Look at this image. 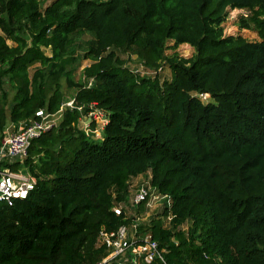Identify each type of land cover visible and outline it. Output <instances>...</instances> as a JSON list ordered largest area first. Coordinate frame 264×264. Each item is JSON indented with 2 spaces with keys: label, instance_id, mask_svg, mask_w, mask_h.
<instances>
[{
  "label": "trees",
  "instance_id": "16d2710c",
  "mask_svg": "<svg viewBox=\"0 0 264 264\" xmlns=\"http://www.w3.org/2000/svg\"><path fill=\"white\" fill-rule=\"evenodd\" d=\"M230 10L250 12L238 27L259 41L225 36ZM183 44L188 59L175 53ZM119 53L167 64L170 79L135 76ZM81 60L85 82L72 84ZM62 77L75 109L32 142L29 197L0 205V264L97 263L99 231L129 223L112 208L143 174L171 200L157 214L172 215L169 227L145 224L165 264H264V0H0V133L58 111ZM93 102L108 119L98 142L77 128L76 108Z\"/></svg>",
  "mask_w": 264,
  "mask_h": 264
},
{
  "label": "built area",
  "instance_id": "2783aa9c",
  "mask_svg": "<svg viewBox=\"0 0 264 264\" xmlns=\"http://www.w3.org/2000/svg\"><path fill=\"white\" fill-rule=\"evenodd\" d=\"M140 67L143 66L140 65ZM147 70L138 71L136 68L133 72L140 76L154 78L161 73L163 68ZM91 83L92 79L86 86L90 87ZM195 95L202 102L209 101L207 94ZM74 102L75 98L71 96L60 105L55 113L40 109L35 112L34 118L19 122L17 127L12 123L5 125L0 133V205L11 207L16 201L27 199L35 189L36 180L27 168L22 166L28 156L30 146L33 141L57 128L63 112L75 109ZM87 108L86 112L82 106L76 108L80 117L85 118L83 131L86 136L99 139L108 122L107 116L94 102L90 103ZM57 115L60 116L58 120ZM161 200H165V204ZM170 206L169 197L161 194L151 185L150 177L136 184L127 203L112 208L115 215L123 216V220L129 223L121 224L113 230L102 228L99 231L95 246L104 249L106 255L95 264H152L156 260L165 264L163 258L165 250L159 249L157 241L145 224L151 216L159 218L161 223L164 219L170 222L172 215H157L162 212L163 208ZM141 207L143 212H140ZM152 209L160 211H157L155 215H144Z\"/></svg>",
  "mask_w": 264,
  "mask_h": 264
},
{
  "label": "rangeland",
  "instance_id": "374dc122",
  "mask_svg": "<svg viewBox=\"0 0 264 264\" xmlns=\"http://www.w3.org/2000/svg\"><path fill=\"white\" fill-rule=\"evenodd\" d=\"M50 1V0H49ZM249 13L247 10H230L228 12V16L225 20V22L222 24L223 28H224V34L225 36H240L242 37L243 39H245L246 41H249V42H256V41H259V37L257 35V32L254 30V29H240L238 27V22L240 21V19L242 17H248L249 16ZM88 38V36H85L84 39L86 40ZM78 42H82L81 40L78 41ZM82 44V43H75V45L73 46L72 50H73V53L78 55L80 58L81 56L83 55L82 51L79 50V45ZM168 46H171L172 43L169 42L167 43ZM9 45L12 46L13 43H10L9 42ZM44 53L47 55V56H50L51 55V50L49 48L47 49H43ZM173 53L172 50H170L169 48L166 50L165 54L166 55H171ZM175 53L178 54L179 57H182V58H185V59H188L192 56L193 54V49L186 45V44H183V45H180L176 50H175ZM118 56L120 57V59L122 61H124L123 65L126 69H128L130 72H132L135 76H137V74L134 71V69L137 68V70H145V71H148L147 69H144L143 67H140L141 65V62L140 60L137 58L136 55H133L131 57H126V55L124 54H118ZM88 64H90V61L89 60H81L78 68L76 70L75 69V64H72L70 66V69L72 71L71 75L69 76V80L70 82L73 84V83H82L84 84L85 82V78L84 76L82 75V70L84 69V67H86ZM37 67H41L39 64H35V65H32L30 67H28V72H29V75H31L34 71L35 68ZM46 69H48V67H46ZM152 78V77H151ZM156 78V79H155ZM155 80H157L159 82V84H161L164 80H167V79H170V69L168 67V65L166 64L165 67L163 68V70L161 71V73L159 75H156L155 76ZM153 79V80H154ZM69 80L62 77L60 80H59V87L61 89V91L64 92V97L69 98L71 97V95H73V92L75 90V87H72L69 83ZM6 96V103L10 102L11 99L13 98V95H14V89H12L11 85H10V82L9 81H6L4 83V86H3V91H2ZM3 93L1 94V96L3 95ZM1 98V97H0ZM0 101L2 102L3 100L0 99ZM60 116L57 115L56 116V119L58 120ZM84 121H85V118L84 117H79V121H78V124H77V128L80 129L83 133H84ZM15 127H17V125H14ZM85 134V133H84ZM103 137V135L97 139L96 142H98L99 140H101ZM91 138V137H90ZM149 177V175L147 174H143V175H140L134 179H132L129 183H130V186H129V193H128V198H127V201L130 199V196H131V193L133 192V189L135 187L136 184H139L145 180H147ZM161 202L163 204H165V200H161ZM161 202H159L160 204H162ZM127 203V202H125ZM157 211H160V210H157V209H152V210H149L146 214L144 215H155L157 213ZM140 212H143V208L141 209L140 208ZM163 226L165 227H169V221H167L166 219H164L163 221ZM185 229V227H183Z\"/></svg>",
  "mask_w": 264,
  "mask_h": 264
},
{
  "label": "crops",
  "instance_id": "0c3cea01",
  "mask_svg": "<svg viewBox=\"0 0 264 264\" xmlns=\"http://www.w3.org/2000/svg\"><path fill=\"white\" fill-rule=\"evenodd\" d=\"M8 124H10V123H8Z\"/></svg>",
  "mask_w": 264,
  "mask_h": 264
}]
</instances>
